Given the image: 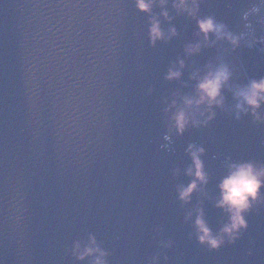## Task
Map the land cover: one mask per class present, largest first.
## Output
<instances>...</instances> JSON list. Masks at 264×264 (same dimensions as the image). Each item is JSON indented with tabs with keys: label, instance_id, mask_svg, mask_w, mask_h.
Listing matches in <instances>:
<instances>
[{
	"label": "water",
	"instance_id": "95a60500",
	"mask_svg": "<svg viewBox=\"0 0 264 264\" xmlns=\"http://www.w3.org/2000/svg\"><path fill=\"white\" fill-rule=\"evenodd\" d=\"M169 0L167 34L152 46L151 17L133 0H0V261L3 264H78L66 249L95 235L109 264H264V205L246 216L247 230L233 244L210 252L197 244L185 217L201 200L183 205L177 187L191 178L189 144L205 149L212 179L202 202L214 233L227 216L214 207L227 160L264 163V123L235 119L232 94L207 128L168 134L164 109L173 94H193L189 77L224 52L233 86L264 77L256 44L232 51L221 41L186 56L197 42L195 21L177 15ZM253 6L259 14L244 13ZM161 9L153 8L159 16ZM200 16H213L239 35L258 38L259 0H202ZM184 60L178 81L165 79ZM167 101V104L165 103ZM264 113V108L261 109ZM23 219L17 223L13 216ZM194 219V217H193ZM173 241L168 250L161 241ZM83 264H89L86 260Z\"/></svg>",
	"mask_w": 264,
	"mask_h": 264
},
{
	"label": "clouds",
	"instance_id": "9594fccd",
	"mask_svg": "<svg viewBox=\"0 0 264 264\" xmlns=\"http://www.w3.org/2000/svg\"><path fill=\"white\" fill-rule=\"evenodd\" d=\"M136 11L151 17L149 20V40L152 46L158 41L174 38L178 35L175 27H171L166 34L161 27L160 17L171 23L167 8L169 0H133ZM202 0H172V10L177 15L187 16L195 21L198 31L196 32L197 42L186 45L184 52L186 56L199 55L203 48H211L223 41L230 46L232 51L237 50L241 43L248 48L256 44L264 46V35L257 39L254 35L240 33L239 35L229 30L228 26L216 20L213 16H200V4ZM264 4V0H259ZM159 7V16L152 15V10ZM260 8L253 6L244 13L243 19L245 27L251 28L248 23L249 17L259 14ZM257 23L264 31V17H260ZM264 51V47L261 48ZM216 57L215 62H209L203 69H198L189 77L195 82L193 94L180 96L173 94L171 103L164 109V114L168 118V134L165 141H171L173 134L177 137L184 135L190 128H207L216 118V109H223L225 105L224 92L232 94L235 119L239 120L241 115H251L253 122L264 123V77L260 79H250L245 85L233 86L232 80L234 68L225 57V53ZM185 68L184 60H178L177 65L168 69L165 79L169 82L178 81L182 77V70ZM167 104V101H165ZM186 155L191 160V165L185 170V175L191 178V182L177 187V199L188 205L192 202L194 194H198L201 200L197 206L188 213L185 221H192L194 236L197 244L207 248L210 252L219 251L226 244H233L240 238L243 231L247 230L246 216L258 205H264V163L255 160H227L224 165V173L216 185L219 192L218 197L213 199L214 207L221 210L227 216V222L214 233L208 226L205 219L202 202L209 199V193L205 191L212 176L206 170L202 157L205 149L196 144H189ZM17 209L13 205V216L11 219L19 223L23 219L22 215H16ZM194 217V219H193ZM173 241H161L162 250L171 249ZM66 254L74 258L78 264H83L88 260L89 264H109L110 252L107 251L95 235L89 234L86 240H76L71 247L66 249ZM159 255L151 258V264H159ZM165 264L168 256L163 257ZM0 264H3L0 261Z\"/></svg>",
	"mask_w": 264,
	"mask_h": 264
},
{
	"label": "built area",
	"instance_id": "2783aa9c",
	"mask_svg": "<svg viewBox=\"0 0 264 264\" xmlns=\"http://www.w3.org/2000/svg\"><path fill=\"white\" fill-rule=\"evenodd\" d=\"M263 17H264V16H263ZM259 27H260V29H261V26H260V25H259ZM262 35H264V31L261 30V34L258 35L259 37H258L257 39H259ZM262 47H264V46H261V47L259 48L260 51H261V48H262ZM261 52L264 53V51H261Z\"/></svg>",
	"mask_w": 264,
	"mask_h": 264
}]
</instances>
